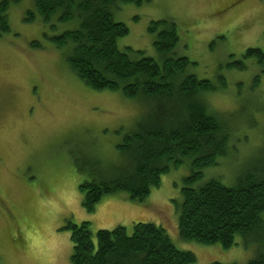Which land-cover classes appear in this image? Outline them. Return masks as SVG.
<instances>
[{
    "label": "rangeland",
    "instance_id": "1",
    "mask_svg": "<svg viewBox=\"0 0 264 264\" xmlns=\"http://www.w3.org/2000/svg\"><path fill=\"white\" fill-rule=\"evenodd\" d=\"M32 9V0L11 5L10 32L0 36V264H71L67 226L83 222L93 241L98 230L121 226L131 233L139 222L161 226L177 249L195 256L194 264H247L255 258V245L240 237L228 249L179 238L175 202L190 174L188 162L164 174L142 203L118 193L103 197L92 213L83 209L79 186L88 177L77 173L72 153L87 147L105 161L116 160V145L136 129L146 107L118 92L85 86L44 39L39 18L23 21ZM113 18L129 30L119 48L142 51L156 61L148 27L173 20L177 54L193 63L188 71L216 83L225 78L226 88L208 94L206 101L228 122L232 150L204 170L202 182L216 178L231 185L245 167L263 160L264 75L251 60H243L246 70L227 65L242 60L248 48L264 52V0H149L120 4ZM65 29L60 25L49 34ZM33 41L42 48H31Z\"/></svg>",
    "mask_w": 264,
    "mask_h": 264
},
{
    "label": "trees",
    "instance_id": "2",
    "mask_svg": "<svg viewBox=\"0 0 264 264\" xmlns=\"http://www.w3.org/2000/svg\"><path fill=\"white\" fill-rule=\"evenodd\" d=\"M149 0H32L25 23L39 18L43 37L62 53L70 71L88 88L118 92L123 98L143 103L146 112L136 129L116 145V160L105 161L98 153L80 147L72 153L79 174L86 175L79 191L82 207L92 213L105 196L125 193L142 203L161 177L188 162L190 174L183 178L178 213L182 241L236 245L240 237L254 244L257 256L247 264H264V157L245 167L231 185L212 178L202 182L203 172L231 153L228 122L210 110L208 94L226 88L223 76L217 83L198 79L188 71L193 63L177 54L179 35L171 19L152 21L148 32L159 61L118 42L128 35L127 26L113 13L120 4L141 5ZM20 0H0V36L9 33L8 10ZM60 25L66 29L56 32ZM31 48L41 49L33 41ZM140 53V54H139ZM251 60L264 75V52L248 48L242 60L228 68L246 70ZM260 76L253 78V86ZM72 243L71 264H194L195 256L175 247L165 229L151 223L98 230L92 240L88 224L68 225ZM210 264H222L213 262Z\"/></svg>",
    "mask_w": 264,
    "mask_h": 264
},
{
    "label": "bare ground",
    "instance_id": "3",
    "mask_svg": "<svg viewBox=\"0 0 264 264\" xmlns=\"http://www.w3.org/2000/svg\"><path fill=\"white\" fill-rule=\"evenodd\" d=\"M1 9V8H0ZM140 54V53H139Z\"/></svg>",
    "mask_w": 264,
    "mask_h": 264
}]
</instances>
